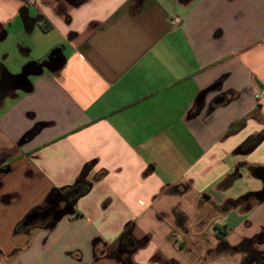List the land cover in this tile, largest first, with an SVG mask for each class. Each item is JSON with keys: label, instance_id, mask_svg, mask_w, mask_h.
<instances>
[{"label": "crops", "instance_id": "1", "mask_svg": "<svg viewBox=\"0 0 264 264\" xmlns=\"http://www.w3.org/2000/svg\"><path fill=\"white\" fill-rule=\"evenodd\" d=\"M263 185L264 0H0V264H256Z\"/></svg>", "mask_w": 264, "mask_h": 264}, {"label": "trees", "instance_id": "2", "mask_svg": "<svg viewBox=\"0 0 264 264\" xmlns=\"http://www.w3.org/2000/svg\"><path fill=\"white\" fill-rule=\"evenodd\" d=\"M258 138H250L248 139V141L244 144L246 145L247 148H252L253 146H255L258 143ZM223 236H225L224 233H217V238L220 240L219 244H218V248L219 250H229V246L222 240ZM245 242H242L241 244H239L235 250H240V251H248L247 253L249 254V249L245 247ZM249 244V243H248ZM248 258V257H247ZM249 260V258H248ZM256 264H264V261H258Z\"/></svg>", "mask_w": 264, "mask_h": 264}, {"label": "flooded vegetation", "instance_id": "3", "mask_svg": "<svg viewBox=\"0 0 264 264\" xmlns=\"http://www.w3.org/2000/svg\"><path fill=\"white\" fill-rule=\"evenodd\" d=\"M262 195H264V185L262 187V190L257 194V196H259V197L262 196ZM245 247L249 249L250 253L248 254V258L252 262H256L257 263L258 261H264V258L257 257L256 254L250 250V245L248 243L245 244ZM255 257H257V258H255ZM248 258H247V260H248Z\"/></svg>", "mask_w": 264, "mask_h": 264}, {"label": "water", "instance_id": "4", "mask_svg": "<svg viewBox=\"0 0 264 264\" xmlns=\"http://www.w3.org/2000/svg\"><path fill=\"white\" fill-rule=\"evenodd\" d=\"M205 93H206V91H204V93H202V94L200 95V98H201ZM63 213H65V211H60V212H58V215H57V217L54 218V221H56L57 219H59V218L63 215Z\"/></svg>", "mask_w": 264, "mask_h": 264}, {"label": "built area", "instance_id": "5", "mask_svg": "<svg viewBox=\"0 0 264 264\" xmlns=\"http://www.w3.org/2000/svg\"><path fill=\"white\" fill-rule=\"evenodd\" d=\"M174 22H175V23H178V22H179V20L176 18V19H174Z\"/></svg>", "mask_w": 264, "mask_h": 264}]
</instances>
